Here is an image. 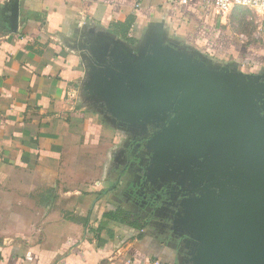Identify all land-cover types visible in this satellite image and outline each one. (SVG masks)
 <instances>
[{
  "label": "crops",
  "instance_id": "crops-1",
  "mask_svg": "<svg viewBox=\"0 0 264 264\" xmlns=\"http://www.w3.org/2000/svg\"><path fill=\"white\" fill-rule=\"evenodd\" d=\"M231 14L211 0H0V264H186L168 207L144 208L127 174L121 126L83 98L85 59L104 35L138 46L161 30L256 71L264 18L248 40Z\"/></svg>",
  "mask_w": 264,
  "mask_h": 264
},
{
  "label": "water",
  "instance_id": "water-1",
  "mask_svg": "<svg viewBox=\"0 0 264 264\" xmlns=\"http://www.w3.org/2000/svg\"><path fill=\"white\" fill-rule=\"evenodd\" d=\"M101 40L103 56L85 59L83 98L133 135L160 127L146 143L155 152L154 178H167L174 154L186 165L205 161L211 181L167 202L170 236L181 239L186 264H264V66L248 72L237 61H216L161 30L138 46ZM89 42L94 53L97 39Z\"/></svg>",
  "mask_w": 264,
  "mask_h": 264
},
{
  "label": "flooded vegetation",
  "instance_id": "flooded-vegetation-1",
  "mask_svg": "<svg viewBox=\"0 0 264 264\" xmlns=\"http://www.w3.org/2000/svg\"><path fill=\"white\" fill-rule=\"evenodd\" d=\"M173 116L174 114H172V117ZM158 130H160V127L150 126L148 133L143 135V137L147 136L143 138L139 135L141 137L140 139L139 136L131 134L127 127L121 126L120 141L126 150L122 155L125 156V161H128V163H126L128 169L127 174H134V181H140V184L144 186L140 192L146 195V199L152 201V203L154 202L153 206L155 207L163 206L164 204V207L168 206L170 209L173 208V206L168 205L167 202H177L184 197V193H186L188 189L194 188L196 185L203 186L211 180L206 173L207 169L204 166L205 161L203 158L198 162H190L186 165L180 162V157L176 154L173 155V160H170V162L166 164L167 172L170 173H168L169 175L167 178L164 179L162 176L154 178V176L158 174L155 170V152L153 149H149L146 143L153 136L154 132ZM145 173L148 174L149 177L145 176ZM162 184H165L167 187L161 186ZM149 201L147 206L144 204V208H148ZM164 213L167 217L172 215L170 210H166ZM164 226L168 228L165 232L167 236V234H170L171 230L168 224Z\"/></svg>",
  "mask_w": 264,
  "mask_h": 264
},
{
  "label": "rangeland",
  "instance_id": "rangeland-1",
  "mask_svg": "<svg viewBox=\"0 0 264 264\" xmlns=\"http://www.w3.org/2000/svg\"><path fill=\"white\" fill-rule=\"evenodd\" d=\"M264 14L247 8H235L230 16L232 31L243 32L248 40L253 39V31L257 29L258 22L262 21ZM261 23V22H260ZM243 38V37H242Z\"/></svg>",
  "mask_w": 264,
  "mask_h": 264
},
{
  "label": "built area",
  "instance_id": "built-area-1",
  "mask_svg": "<svg viewBox=\"0 0 264 264\" xmlns=\"http://www.w3.org/2000/svg\"><path fill=\"white\" fill-rule=\"evenodd\" d=\"M219 14L232 12L235 8H247L264 14V0H211Z\"/></svg>",
  "mask_w": 264,
  "mask_h": 264
},
{
  "label": "trees",
  "instance_id": "trees-1",
  "mask_svg": "<svg viewBox=\"0 0 264 264\" xmlns=\"http://www.w3.org/2000/svg\"><path fill=\"white\" fill-rule=\"evenodd\" d=\"M129 213L127 214V215H125V218H123L125 221H128L129 220ZM132 224H134V225H137V226H140V223L138 222V221H135V222H132Z\"/></svg>",
  "mask_w": 264,
  "mask_h": 264
}]
</instances>
